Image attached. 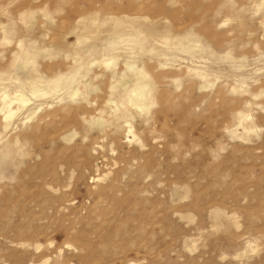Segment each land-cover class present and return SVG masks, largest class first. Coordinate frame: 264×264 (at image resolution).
<instances>
[{
  "label": "rangeland",
  "instance_id": "obj_1",
  "mask_svg": "<svg viewBox=\"0 0 264 264\" xmlns=\"http://www.w3.org/2000/svg\"><path fill=\"white\" fill-rule=\"evenodd\" d=\"M33 89L0 264H264V0H0V97Z\"/></svg>",
  "mask_w": 264,
  "mask_h": 264
},
{
  "label": "bare ground",
  "instance_id": "obj_2",
  "mask_svg": "<svg viewBox=\"0 0 264 264\" xmlns=\"http://www.w3.org/2000/svg\"><path fill=\"white\" fill-rule=\"evenodd\" d=\"M80 20L81 19H84V16L83 15H79L78 17ZM251 35V34H250ZM110 65V62L109 61H105L103 63L102 66L104 67H108ZM126 66V65H125ZM145 77V74H140L138 77H137V80L139 81L140 79L144 78ZM124 84V83H123ZM125 86V85H124ZM122 87V86H121ZM147 89V85L146 84H135V86L132 88V90H130V93H134V97L132 98L135 103L137 105V109L139 111H145L147 110V107H148V104L147 103H144V90ZM44 90L43 89H33L29 92V96H25L23 95L21 92H18L17 94L13 95L12 98H10L7 94H3L1 97H0V104H1V109L4 108V110L2 111V115H1V118L4 120V121H8L9 119H11L18 111H20L21 109H23L25 106H27V104L30 102V98L29 97H32V98H36V97H40L42 95H45V93L47 94V92H43ZM76 94V91H73L71 93V95H75ZM130 99V103H131V100ZM15 104L14 106V109H12V105ZM1 109H0V112H1ZM238 116V121L240 124L244 123L246 118L243 114H240L238 113L237 114ZM239 124V125H240ZM238 126V125H237ZM239 127V126H238ZM131 130L130 128L128 127L127 130H126V134H131ZM214 213V212H213ZM215 215L218 214V212L214 213ZM213 214V215H214ZM220 214V213H219ZM216 217V216H215ZM219 217V215H218ZM224 217V216H223Z\"/></svg>",
  "mask_w": 264,
  "mask_h": 264
}]
</instances>
